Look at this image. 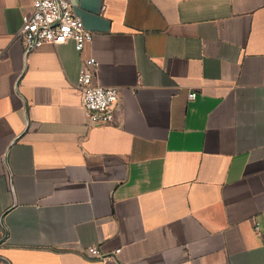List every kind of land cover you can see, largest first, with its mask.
Listing matches in <instances>:
<instances>
[{
  "label": "crops",
  "instance_id": "obj_1",
  "mask_svg": "<svg viewBox=\"0 0 264 264\" xmlns=\"http://www.w3.org/2000/svg\"><path fill=\"white\" fill-rule=\"evenodd\" d=\"M70 1L115 120L0 0V264H264V0Z\"/></svg>",
  "mask_w": 264,
  "mask_h": 264
},
{
  "label": "built area",
  "instance_id": "obj_2",
  "mask_svg": "<svg viewBox=\"0 0 264 264\" xmlns=\"http://www.w3.org/2000/svg\"><path fill=\"white\" fill-rule=\"evenodd\" d=\"M16 37L26 52L44 44L57 46L70 40L74 42L78 52H87L82 57L78 86L82 92V106L86 111L88 124L97 126L114 122L120 91L116 87L94 83L93 75L99 63L88 53L93 33L75 12L70 0H33L22 14V24ZM196 95V92L189 93L190 99ZM259 228V222L255 219V230L259 231ZM120 251L121 248H117L106 254L97 245L87 248L90 256L100 259L116 258Z\"/></svg>",
  "mask_w": 264,
  "mask_h": 264
}]
</instances>
